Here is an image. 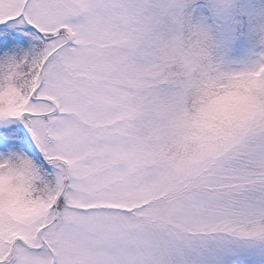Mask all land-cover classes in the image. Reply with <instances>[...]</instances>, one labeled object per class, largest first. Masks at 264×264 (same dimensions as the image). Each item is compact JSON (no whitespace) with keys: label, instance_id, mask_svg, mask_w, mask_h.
Here are the masks:
<instances>
[{"label":"rangeland","instance_id":"rangeland-1","mask_svg":"<svg viewBox=\"0 0 264 264\" xmlns=\"http://www.w3.org/2000/svg\"><path fill=\"white\" fill-rule=\"evenodd\" d=\"M211 1L246 60L264 0ZM186 6L0 0V143L37 154L0 171V264H264V74L191 111Z\"/></svg>","mask_w":264,"mask_h":264},{"label":"trees","instance_id":"trees-1","mask_svg":"<svg viewBox=\"0 0 264 264\" xmlns=\"http://www.w3.org/2000/svg\"><path fill=\"white\" fill-rule=\"evenodd\" d=\"M212 5L211 0H187L183 11L185 47L197 55L200 63L195 72L198 86L189 92L187 100L191 111L201 99L237 90L241 86L237 81L260 80L264 74V26L259 28V34L253 40V54L249 58L242 62H227L223 56L221 33ZM221 67L218 76H211ZM25 131L20 132L23 142L20 152L16 150L11 154L0 143V171L12 163L15 167L36 164L37 154L25 139Z\"/></svg>","mask_w":264,"mask_h":264}]
</instances>
